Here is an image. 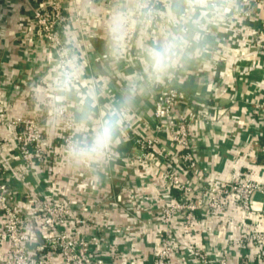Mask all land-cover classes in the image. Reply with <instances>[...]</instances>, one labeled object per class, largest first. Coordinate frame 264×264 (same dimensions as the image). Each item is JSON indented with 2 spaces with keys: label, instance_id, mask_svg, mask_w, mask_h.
Returning a JSON list of instances; mask_svg holds the SVG:
<instances>
[{
  "label": "crops",
  "instance_id": "crops-1",
  "mask_svg": "<svg viewBox=\"0 0 264 264\" xmlns=\"http://www.w3.org/2000/svg\"><path fill=\"white\" fill-rule=\"evenodd\" d=\"M160 1L159 14L164 23L153 27L144 16H136L130 30L134 31L135 43L128 47L125 42L120 54L113 55L107 27L116 8L102 0H75L82 12L90 14L87 17L83 12L82 31L72 32L75 45L71 66L76 85L73 89L59 91L49 85V80L56 76L54 63L48 61V53L39 47L41 42L29 36L33 27L32 11L43 0H0V60L4 62L6 85L12 93L5 101L0 100V172L22 193L26 217L31 213L25 227L37 238L41 239L39 204L44 198L32 194L34 181L46 191L52 185L59 189L58 203L70 206L85 203L88 212L83 216L89 223L88 229L101 228L106 219L116 222L107 231V242L119 249L131 243L123 231L128 220L122 213L132 206L137 214V238H141L139 236L144 234L140 232L141 224L147 222L154 211L148 205L137 211L131 193L138 195L140 182L149 177L152 181L141 190L157 198L164 194L161 175L166 160L152 153L144 160L139 159L142 151L136 139L154 135V96L167 85L179 86L187 97L186 103L178 105L177 112L191 121L193 155L199 167H207L209 172H217L215 176L224 179L241 178L264 187V116L252 112L250 106L264 98V66L252 65L254 59L264 55V6L253 5L249 0ZM122 2L127 4L129 0ZM60 3L65 10L70 0H60ZM177 30L186 34L187 47L179 63L161 82H155L145 74L141 44H153L165 33ZM48 90L55 94L56 104L68 107L74 119L89 101L97 118L117 107L124 113L120 143L109 162L99 170L104 178L102 182H92L94 177L88 170L69 168L53 161H43L35 173H30L14 150L16 128L7 120L31 115L41 101L44 103ZM59 123L58 116L42 121L45 143L56 152L60 150L56 137ZM257 132L259 140L254 141ZM160 138L164 152H176L169 132H162ZM243 142L251 143L246 147L238 146ZM134 156L136 159H123ZM185 177L193 187L200 189L208 176L195 171ZM169 193L177 197L181 192L172 188ZM114 195L117 203L112 207ZM252 209V218H246L236 199L231 198L227 203V221L205 223L213 231L215 243L225 244L228 237L234 240L229 247L233 264L264 262L262 245L237 242L248 236L243 227L251 221H258L259 228L264 230V194L255 196ZM197 222L195 218L187 232L179 230V237L187 244L208 247L210 242L201 229L204 224ZM153 241L152 235L147 245L133 241L136 243L133 248L141 252L134 257L136 262L153 261L152 250L147 248ZM112 264H119L118 259ZM120 264H127L126 257Z\"/></svg>",
  "mask_w": 264,
  "mask_h": 264
},
{
  "label": "built area",
  "instance_id": "built-area-1",
  "mask_svg": "<svg viewBox=\"0 0 264 264\" xmlns=\"http://www.w3.org/2000/svg\"><path fill=\"white\" fill-rule=\"evenodd\" d=\"M99 2V0H92ZM106 1L109 7L125 5L122 0ZM145 6L144 16L150 24L160 26L164 19L160 16V0H140ZM104 3V2H102ZM253 5H263L264 0H249ZM60 0H43L32 11L33 27L29 36L35 41H40L39 47L48 53V61L54 63L55 78L50 79V87L59 91H66L69 88L64 83L65 78L71 75L72 84L70 89L76 85L74 71L71 66L72 49L75 45L72 32L81 30L84 18L75 0L65 7ZM135 43L134 31H130L126 40L128 47ZM112 54V53H110ZM106 59V55L104 57ZM4 62L0 60V100H6L12 94L6 85ZM252 65L264 66V55L252 61ZM175 78L172 77V80ZM171 79V77L169 78ZM7 96V97H6ZM45 101L39 103V107L33 110L31 115H21L8 119L7 123L15 129L14 150L19 155L24 167L30 173H35L43 161L65 164L64 147L67 143L72 129L74 117L69 115L67 106L55 103V94L48 90L44 94ZM187 97L179 86L167 85L158 89L153 100V115L156 120L154 135L149 138L136 139L141 148L139 159L147 157L148 153L164 157L166 162L162 167V183L164 194L160 197H152L144 189L152 179L145 177L139 184L140 193H131L137 211L144 209L147 205L153 209L152 217L141 224V234L137 238L136 225L137 214L132 206L124 210L122 216L127 218L128 223L123 229L126 240L131 241L122 249L114 247V243L107 242V231L111 224H117L111 219H106L101 228L89 227L86 217L85 203L82 205L70 206L66 203L56 202L59 189L53 185L46 191L34 181L32 191L34 195H41L44 199L39 204L40 218L39 227L42 229L41 239L28 231L26 226L25 207L22 202V193L18 191L6 179L4 173L0 172V263L1 264H112L118 259L123 263L126 257L127 264L138 263L134 260L139 252L134 247L138 243L147 245V239L153 236L151 248L153 261L148 264H233L230 259V244L234 240L229 238L225 244H217L212 240L213 231L207 228L208 222L227 221V203L235 198L239 207L245 213L246 218H252L255 196L264 194V187L256 181L232 178L224 179L215 176L217 172H209V168H200L193 155L195 148L191 135V121H186L177 112L181 103H186ZM252 112L264 116V98L251 103ZM58 116L60 123L56 130V137L59 139L60 150L55 151L53 146H47L42 127V121ZM257 124L258 121H255ZM262 123V122H259ZM259 127V126H258ZM169 132L172 142L176 146L175 153H167L162 149L160 134ZM254 141L259 140V134H254ZM243 142L238 145L246 147L251 142ZM136 157H125L126 161ZM226 162V161H225ZM225 166V163H224ZM204 169V171H203ZM211 169V168H210ZM199 171L205 176L206 183L200 189L193 187L190 181L186 180L188 173ZM223 169L220 171L222 172ZM50 179V171H47ZM47 183H49L47 181ZM175 188L181 193L177 197L169 193ZM33 195V196H34ZM116 196H112V207L116 206ZM35 201V200H32ZM88 212V211H87ZM198 218V225L202 234H205L210 242L208 247L187 244L183 237H179V230L187 232V227ZM208 219V220H207ZM207 221V222H206ZM206 223V224H205ZM102 229V230H101ZM100 231V233L98 232ZM247 232L246 238H240V244L245 241L252 244H260L264 251V230L259 228L258 221H251L243 227ZM189 232V231H188ZM228 246V247H226ZM261 247V246H260ZM131 259V260H130ZM253 264V263H248ZM257 264V263H256ZM258 264H264L258 263Z\"/></svg>",
  "mask_w": 264,
  "mask_h": 264
},
{
  "label": "clouds",
  "instance_id": "clouds-1",
  "mask_svg": "<svg viewBox=\"0 0 264 264\" xmlns=\"http://www.w3.org/2000/svg\"><path fill=\"white\" fill-rule=\"evenodd\" d=\"M140 0L118 6L108 23L109 47L113 55H119L131 28L136 23L137 14L147 16ZM187 47V37L182 30L165 33L153 44H141L144 69L147 77L155 82L163 78L179 63ZM69 75L64 83L72 84ZM127 102V98L125 100ZM124 113L121 108H113L97 118L91 102H86L80 115L72 122L70 137L64 147V162L69 168L88 170L94 183L103 181L100 169L109 162L120 143Z\"/></svg>",
  "mask_w": 264,
  "mask_h": 264
}]
</instances>
